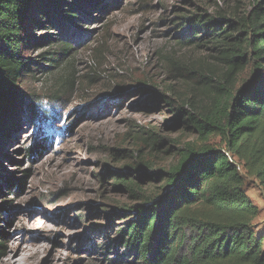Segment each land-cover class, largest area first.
I'll list each match as a JSON object with an SVG mask.
<instances>
[{
    "label": "rangeland",
    "instance_id": "1",
    "mask_svg": "<svg viewBox=\"0 0 264 264\" xmlns=\"http://www.w3.org/2000/svg\"><path fill=\"white\" fill-rule=\"evenodd\" d=\"M81 8L75 26L64 9L31 15L33 45L23 51L31 69L18 89L26 108L0 152V264H138L114 242L136 204L125 185L159 188L170 146L190 137L168 86L214 63L197 47L202 34L185 41L188 21L243 17L252 0H87ZM62 45L67 52L56 56ZM238 167L264 237V188ZM11 177L22 187L10 189Z\"/></svg>",
    "mask_w": 264,
    "mask_h": 264
},
{
    "label": "trees",
    "instance_id": "2",
    "mask_svg": "<svg viewBox=\"0 0 264 264\" xmlns=\"http://www.w3.org/2000/svg\"><path fill=\"white\" fill-rule=\"evenodd\" d=\"M86 1L0 0V152L26 108L18 89L31 69L23 51L32 38L27 35L32 13L46 16L64 9L75 26L74 15ZM227 18L219 14L188 21L185 41L202 34L197 47L210 49L214 63L199 62L183 70L181 83L168 86L177 102L176 118L190 137L179 141L176 151L169 145L173 160L163 175L155 176L159 188L125 185L136 204L114 239L124 259L138 264H264V237L253 224L260 209L248 197L238 167L264 188V0H252L243 17ZM63 51L64 45L56 56ZM149 137L166 145L152 131ZM39 149L28 153L33 157ZM23 181L16 184L11 177L7 183L13 190ZM5 237L0 229V258L7 249Z\"/></svg>",
    "mask_w": 264,
    "mask_h": 264
}]
</instances>
